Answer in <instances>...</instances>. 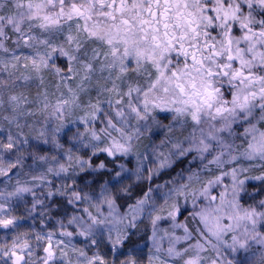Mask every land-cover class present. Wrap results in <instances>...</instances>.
I'll list each match as a JSON object with an SVG mask.
<instances>
[{
	"label": "snow or ice",
	"instance_id": "1",
	"mask_svg": "<svg viewBox=\"0 0 264 264\" xmlns=\"http://www.w3.org/2000/svg\"><path fill=\"white\" fill-rule=\"evenodd\" d=\"M0 74V121L18 130L0 138V229L14 233L10 244H0V264H116L88 249L106 235L115 256L153 189L124 216L112 189L121 185L128 194L125 180L152 181L184 158L200 161L199 170L189 168L186 182L172 181L164 206L151 211L175 220L181 198L194 208L206 203L191 214L199 220L193 230L177 225L184 235L163 252L154 242L148 264H239L229 257L241 252L264 264V199L242 203V193L254 198L249 181L264 184V0H0ZM46 75L59 95L52 104L46 90L38 91L45 125L33 139L62 149L64 118L79 111L84 128L72 139L82 155L69 148L49 157L38 145L27 156L22 150L29 143L23 129L34 126L20 119L35 112L18 90L43 86ZM53 119L59 123L49 130ZM161 129L150 154L140 152L142 138ZM132 156L134 169L117 164ZM28 157L39 167L25 171ZM84 172L111 175L98 197L79 188ZM21 202L30 203L27 216L39 217L42 230L16 231L13 211ZM65 205L66 222L47 229L53 209ZM150 216L155 240L163 217ZM181 240L185 246L177 248ZM119 264L138 262L129 256Z\"/></svg>",
	"mask_w": 264,
	"mask_h": 264
},
{
	"label": "rangeland",
	"instance_id": "2",
	"mask_svg": "<svg viewBox=\"0 0 264 264\" xmlns=\"http://www.w3.org/2000/svg\"><path fill=\"white\" fill-rule=\"evenodd\" d=\"M0 75H6V74H0ZM56 83H57V81L55 80L54 77L46 75L45 76V82H44L43 86H38L37 82H31L30 86L28 88L18 90V91H24L25 92V95L28 96L29 101L32 102L28 107L30 108V110L35 112L34 116H25V117H21V119H20L21 124L27 123L28 125L34 126V128L25 127L23 129L24 134L29 139L28 145L22 146V150L25 152L26 156H27L28 152L35 150V147L37 145L39 146L41 154L48 155L49 157L57 156V155H54V150H58V149L52 143L44 145V144H40L39 142L38 143H32V141L30 140V137L36 135L35 130L41 129L45 125V114L41 113L39 111V108L41 106L37 103V93H38V91L43 92L46 90L49 93L50 103L55 104L56 96L59 95V93L57 92L56 86H55ZM65 91H66V89H65ZM48 111H51V109H49ZM80 115H83V113H81L79 111L69 113L64 118V121H63L65 124V127L58 134L59 137L57 136L59 143L61 145L64 144V146H66L68 149L69 148L74 149V148L78 147V146L74 147L75 142L73 141L72 137L78 130L83 131L84 125H82L78 122V117ZM73 120H75L77 122L73 123L72 122ZM169 122L170 121H167V120L164 121V123H169ZM58 123H59V121H55L54 119L49 120L48 121L49 130L51 128L55 127V125ZM69 125L75 126V128H73V130L68 129V130L72 131L71 133H69V131H65L67 129V127H69ZM0 127H2L4 129L2 132H0V138H6L8 135L9 129L11 130L13 135H15L16 132L18 131L14 125L9 126L7 122H3V121H0ZM162 137H163V129L154 130V132L152 134L145 135L142 138V141L138 146V150L143 153L146 149H148L149 154H150V146L152 144H159L160 139ZM50 138H51V136L49 135V139ZM62 139L65 140V142H63V144H62ZM148 140H150L149 143L147 142ZM238 143H239V141H238ZM83 151H85V150L80 149L81 154H79V155H82ZM121 163L125 164V166L128 167L129 169H134L136 166V159L134 156L128 157V158H123V161ZM144 163H145L146 167L150 166V161H145ZM188 165H189V167L187 168V170L184 171L183 174L172 179V181H176V183L178 184L181 182V177H183V181L186 182L187 175H188V169L191 168L193 171L199 170L200 161H198V160L191 161V163L190 164L188 163ZM30 166L33 168L39 167L38 164L37 165L33 164L31 157H28L27 159H25V169L24 170L28 171ZM259 171H260L259 169H256V174H259ZM253 174L256 175L255 173H253ZM134 177L135 176H132L131 179L125 180L123 186H129L131 189L133 186L132 184L134 183V180H133ZM50 178L53 179L57 185H59L61 182L60 178H55V177H50ZM172 181L168 182V184H166V185H162L163 187H159V188L155 187L153 189L151 196H150V199H149V202L145 206V208H146L145 212H143L135 220V225L137 223L144 222L146 224L147 228L149 229L147 241L145 243L131 246L130 249L125 250L123 248V246L128 242V239L135 237V227L134 228L129 227V228H127V238L124 240L123 244L118 247L115 256L112 253L111 245L108 243L106 235L103 238L97 237V239L99 240V243L97 246H92L88 249L89 254L91 255L94 253H98L99 255L105 257V259L108 260L109 262L115 260L116 264H119L120 261L127 259L129 256L135 258L137 260L138 264H148L149 255L156 253V249L154 247V242L158 243L160 245L161 252H163L164 250L167 249L170 239H172L176 236L182 237L184 235V229L182 227H178L177 225H185L190 230H193L196 227V225L198 224L199 220L197 217L196 221L194 222L191 214L194 211H199V208L204 206V203H206V202H204L202 199L197 201V206L194 208L193 204L191 202V199H189L188 202L185 203L183 198H181L180 199V213L176 215L175 220L168 217L167 211H163V212H152L151 211L153 208L159 209L162 206H164L165 193L171 187H173ZM225 183H230V180L228 178H225ZM121 187H122L121 185H117V187L115 189H112V191L118 197L117 201H116L117 212L120 216H124L125 214L128 213L129 206L134 205L136 202H131L130 204L125 203L122 200V197H125L124 195L128 196L129 194L121 193L120 192ZM100 191H101V187L96 188L95 192H93V193H89V192H86V193L98 197ZM220 191H221V187H217L216 189L213 190V195L218 196ZM246 191H247V193L254 194V198L252 196H249L247 194L242 193V203L245 206H247V204H250V203L258 202L260 199H264V184H262L258 181H249L246 185ZM27 200L30 201L31 197H27ZM85 206H86L85 204L79 205L77 210H76L77 214H79L80 210H82V208ZM27 207H30V203L25 204V203L21 202V203L17 204L14 208L13 215L20 218L19 224H21V226H19L18 229L20 231L22 230L24 232L42 230V225L40 223L39 217H37L35 220H33L32 218L27 216V213H26ZM64 207H69V214H71L70 206L65 205L63 207H55L53 209V214L51 215V218L46 220L47 229L53 228L58 219H65V222H66ZM61 211H62V213H61ZM103 211L105 214H107L108 208L106 205L103 207ZM58 213H60L62 215H58ZM150 213H151V215L159 214L163 217L162 219H160L159 221L156 222L155 240L153 238V225H152ZM126 223H127V220H125V224ZM36 227L39 229L37 230ZM47 229H44V230H47ZM2 230H4V229H2ZM28 230H30V231H28ZM10 232H11V230H10ZM1 242H3V241L1 240V237H0V244H3ZM75 242L77 243L78 246H83L85 243L83 241V238H79V237L76 239ZM184 246H185V242L183 240H181L177 244V248H183ZM254 251H255V249H254ZM251 255H252L251 253L245 254V253L241 252L237 256H235V257L230 256L229 258L235 259L236 261L239 262V264H251V259H250Z\"/></svg>",
	"mask_w": 264,
	"mask_h": 264
},
{
	"label": "trees",
	"instance_id": "3",
	"mask_svg": "<svg viewBox=\"0 0 264 264\" xmlns=\"http://www.w3.org/2000/svg\"><path fill=\"white\" fill-rule=\"evenodd\" d=\"M73 128H75L74 125H71V126L69 125V127H67L65 131H69V133H71L72 131L68 129L73 130ZM34 136L30 137V140L32 141V143H38L37 140L33 139ZM63 142H65L64 139H62V144ZM147 142L149 143L150 140H148ZM67 149L68 148L64 146L63 144L62 149L54 150V155H57L59 157L60 155H62L63 151ZM73 151H74V154L76 155L81 154L80 151H76V148H74ZM189 160L190 158H184L182 160H177L176 163L173 164L171 168L165 169L161 171L159 175L154 176L152 181H148L146 179L137 180L134 177L133 179L134 183L132 184L133 186L130 189V192L128 193L129 195L128 196L124 195L125 197H122V200L125 203H129V204L131 202H136L138 199H141L144 197V194L148 192L149 186H151V188L154 189L155 187L157 188V185L162 186V185L168 184V182L172 181V179L183 174L184 171L187 170V168L189 167L188 163L190 164ZM122 161H123V158H120L117 161V164L121 163ZM108 166L110 168L116 167V165L114 164H109ZM253 173L256 174V170ZM110 179H111L110 174L101 175V174L91 173V172L80 173V175L77 177L79 188L85 193L95 192L96 188H100L102 185L106 184ZM58 215H62V214L58 213ZM19 226H21V224H19ZM36 229L38 230L39 228L36 227ZM16 231L20 233L24 232L22 230L20 231L19 229H17ZM148 233H149V229L147 228L144 222L137 223L135 226V237L129 238L128 242L123 246V248L127 250V249H130L131 246L145 243L147 241ZM13 235H14L13 231L10 232V230L0 229V237H1V240L3 241L1 243H5V242L10 243L13 238Z\"/></svg>",
	"mask_w": 264,
	"mask_h": 264
}]
</instances>
